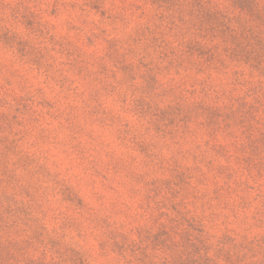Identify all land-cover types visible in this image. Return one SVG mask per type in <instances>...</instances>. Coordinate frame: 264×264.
Wrapping results in <instances>:
<instances>
[{
  "label": "rangeland",
  "instance_id": "rangeland-1",
  "mask_svg": "<svg viewBox=\"0 0 264 264\" xmlns=\"http://www.w3.org/2000/svg\"><path fill=\"white\" fill-rule=\"evenodd\" d=\"M0 264H264V0H0Z\"/></svg>",
  "mask_w": 264,
  "mask_h": 264
}]
</instances>
